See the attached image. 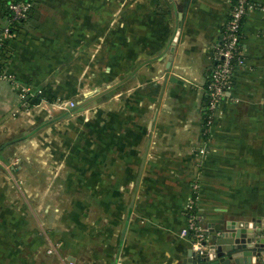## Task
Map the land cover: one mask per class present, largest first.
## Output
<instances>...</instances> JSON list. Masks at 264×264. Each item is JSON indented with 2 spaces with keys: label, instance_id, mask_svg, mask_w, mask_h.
Here are the masks:
<instances>
[{
  "label": "crops",
  "instance_id": "obj_1",
  "mask_svg": "<svg viewBox=\"0 0 264 264\" xmlns=\"http://www.w3.org/2000/svg\"><path fill=\"white\" fill-rule=\"evenodd\" d=\"M253 1L246 62L204 132L232 0H35L0 53V148L41 128L32 151L0 152V264H189L191 197L209 235L264 226V0ZM24 84L43 91L28 110Z\"/></svg>",
  "mask_w": 264,
  "mask_h": 264
},
{
  "label": "built area",
  "instance_id": "obj_2",
  "mask_svg": "<svg viewBox=\"0 0 264 264\" xmlns=\"http://www.w3.org/2000/svg\"><path fill=\"white\" fill-rule=\"evenodd\" d=\"M35 8V0H9L6 2L7 20L0 27V53L8 40L18 33V29L31 15ZM259 8L253 0H232L229 17L223 27L221 41L214 49L213 65L207 82V101L205 107V131H209L217 110L223 99L229 94L235 84L236 69L246 62L243 52L242 27L247 15ZM264 10V6L261 7ZM3 70L0 68V76ZM21 107L28 110L33 100L42 89H35L28 84L20 85ZM71 106L74 103L71 102ZM61 107L66 103L61 102ZM198 185L195 184V188ZM187 223L181 234L192 239L193 249L198 256H205L211 244L209 233L200 224L196 198L191 197L185 206ZM51 251V250H50Z\"/></svg>",
  "mask_w": 264,
  "mask_h": 264
},
{
  "label": "water",
  "instance_id": "obj_3",
  "mask_svg": "<svg viewBox=\"0 0 264 264\" xmlns=\"http://www.w3.org/2000/svg\"><path fill=\"white\" fill-rule=\"evenodd\" d=\"M124 82L119 81L117 85ZM115 85V86H117ZM86 99L73 106L62 117H69L72 113H79L87 109L100 95ZM211 244L205 256H198L191 250L189 264H229L250 262L264 255V226L256 222L239 223L236 230L231 233H216L210 230Z\"/></svg>",
  "mask_w": 264,
  "mask_h": 264
},
{
  "label": "rangeland",
  "instance_id": "obj_4",
  "mask_svg": "<svg viewBox=\"0 0 264 264\" xmlns=\"http://www.w3.org/2000/svg\"><path fill=\"white\" fill-rule=\"evenodd\" d=\"M40 130H41V128H38L37 130H35L34 133H29V135H27L26 137L18 140L17 142L15 141L14 143H9V144L3 145V147L0 148V152L7 146L11 147V149H12V150H10L11 152H16V153H20V154H23L24 152H26V150L30 151L33 148L32 144H31V141H33L35 139V137L41 135V131ZM27 139H29V140H27ZM10 144H11V146H10ZM5 161H6L5 167H7V170L11 174H13V181L18 183L19 185H22L21 179H19L18 176H17V173H18V170H19V168H18L19 167V163L21 164L22 161H18V160H14V159L12 161L11 160H5ZM4 233H5V230L0 225V237L2 235H4ZM3 242L5 243V242H8V241L4 237H2V238H0V244L3 243ZM2 258H4V257H2ZM6 260L7 259H5V264H17L15 262L14 263H8V262H6Z\"/></svg>",
  "mask_w": 264,
  "mask_h": 264
},
{
  "label": "trees",
  "instance_id": "obj_5",
  "mask_svg": "<svg viewBox=\"0 0 264 264\" xmlns=\"http://www.w3.org/2000/svg\"><path fill=\"white\" fill-rule=\"evenodd\" d=\"M7 1H9V0H7Z\"/></svg>",
  "mask_w": 264,
  "mask_h": 264
}]
</instances>
